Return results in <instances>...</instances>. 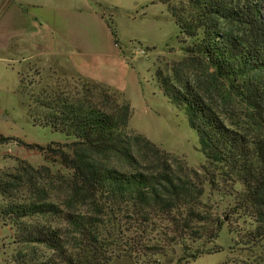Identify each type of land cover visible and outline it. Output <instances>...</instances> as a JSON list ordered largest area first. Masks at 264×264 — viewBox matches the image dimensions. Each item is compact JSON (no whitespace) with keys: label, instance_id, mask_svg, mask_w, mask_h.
Masks as SVG:
<instances>
[{"label":"trees","instance_id":"trees-1","mask_svg":"<svg viewBox=\"0 0 264 264\" xmlns=\"http://www.w3.org/2000/svg\"><path fill=\"white\" fill-rule=\"evenodd\" d=\"M162 1L179 25L188 55L230 81L255 111L262 132L228 125L179 68L172 75L157 68L164 95L184 110L199 136L204 176L175 164L168 151L145 135L128 132V99L118 103L112 100L116 94L106 95L104 107L63 94L44 101L42 112H29L34 123L74 140L41 145L0 134V143L15 139L38 149L70 176L25 159L15 171L0 173V225L10 227L18 245L16 264H111L121 255L185 264L217 249L206 245L226 224L225 215L203 199L207 182L230 199L232 215L255 221L247 231L250 240L264 241V0H184L182 10ZM113 157L120 165L110 161ZM59 219L64 226L55 224ZM177 250L179 256L169 257Z\"/></svg>","mask_w":264,"mask_h":264},{"label":"rangeland","instance_id":"rangeland-1","mask_svg":"<svg viewBox=\"0 0 264 264\" xmlns=\"http://www.w3.org/2000/svg\"><path fill=\"white\" fill-rule=\"evenodd\" d=\"M169 2L182 10L184 0ZM101 6L142 73L147 89L146 105L134 108L124 93L112 88L107 94L101 88L96 90L93 82L82 79L67 67H62L56 73L46 72L37 62H32L30 68L24 69V95L0 92V133L29 143L65 144L75 138L54 130L49 125L34 123L30 110L40 113L45 108L42 105L44 101L54 100L62 94L86 102L93 100L104 107L106 95L114 93V102L120 103L123 99L130 101L132 116L128 126L129 133L145 135L168 151L175 164H185L206 176V157L201 150L199 136L190 126L184 110L171 103L164 95L156 79L157 68H162L168 75L174 74V69L179 68L185 78H191L198 85L228 125L250 133L262 132L255 111L247 105L230 81L219 78L207 62L193 60L188 55L185 50L187 43L180 40V28L168 4L162 0H104ZM20 159H25L34 166L47 165L53 173L70 176L69 170L59 161H55V158L48 159L38 149L29 148L15 139L0 143V173L15 171ZM110 161L120 165L117 157ZM125 164L129 168L130 165ZM217 187V184L207 182L203 196L205 201L213 205L218 215H225L226 218L219 237L206 245L217 249L202 253L185 264H264V241L252 242L250 236H247V231L255 227V221L241 214L232 215V211H228L230 199L222 197ZM2 202L3 197L0 195V203ZM55 224L64 226L65 222L59 219ZM197 245L199 244H194V247ZM17 248L10 227L0 225V264H16L14 255ZM176 253L177 255L172 253L169 257L173 256L174 259L181 251L177 250ZM162 262L166 264L164 259ZM111 264L155 263L121 255L113 258Z\"/></svg>","mask_w":264,"mask_h":264},{"label":"crops","instance_id":"crops-1","mask_svg":"<svg viewBox=\"0 0 264 264\" xmlns=\"http://www.w3.org/2000/svg\"><path fill=\"white\" fill-rule=\"evenodd\" d=\"M103 1L0 0V92L24 95V69L37 62L122 92L134 108L146 105L142 73L114 35Z\"/></svg>","mask_w":264,"mask_h":264}]
</instances>
